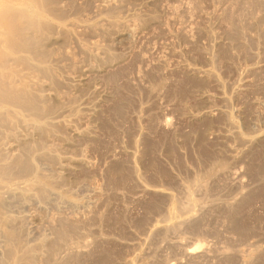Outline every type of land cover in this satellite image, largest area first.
<instances>
[{
  "label": "rangeland",
  "instance_id": "1",
  "mask_svg": "<svg viewBox=\"0 0 264 264\" xmlns=\"http://www.w3.org/2000/svg\"><path fill=\"white\" fill-rule=\"evenodd\" d=\"M1 19L32 68L24 103L0 96V264H264V0H0Z\"/></svg>",
  "mask_w": 264,
  "mask_h": 264
},
{
  "label": "bare ground",
  "instance_id": "2",
  "mask_svg": "<svg viewBox=\"0 0 264 264\" xmlns=\"http://www.w3.org/2000/svg\"><path fill=\"white\" fill-rule=\"evenodd\" d=\"M38 2H40V1H38ZM42 7V6H41ZM12 8H13V6H12ZM11 8V9H12ZM15 8V7H14ZM18 9V8H17ZM20 10V9H19ZM42 10V9H41ZM17 13V12H16ZM15 13V14H16ZM39 13V12H38ZM10 14H11V11H10ZM13 15V14H12ZM12 15H11V17H12ZM22 15V14H21ZM39 16L41 15V13L40 14H38ZM4 16H5V14H4ZM17 16V15H16ZM19 16V15H18ZM10 17V16H9ZM13 17H14V15H13ZM13 17L11 18V20H10V18H9V20L10 21H12V19H13ZM4 18V17H3ZM8 18V17H7ZM6 18V19H7ZM25 18H26V16H25ZM24 18V19H25ZM26 19H31V18H26ZM39 20V19H38ZM1 21H3L2 19L0 20V22ZM10 21H9V23L8 24H10ZM17 21V20H16ZM28 21H30V20H28ZM31 21H32V19H31ZM34 21V20H33ZM41 23V25H39V27L41 26L42 27V20H39ZM39 21H37L36 20V22L35 23H39ZM45 21V20H44ZM18 22V21H17ZM16 22V23H17ZM24 22H27L26 20H24ZM15 23V22H14ZM20 23V22H19ZM19 23H17V24H19ZM28 23V22H27ZM46 23H48V22H46ZM46 23H44V24H46ZM3 24V23H2ZM22 24V23H21ZM53 24V23H52ZM0 25H1V23H0ZM34 25H36V24H34ZM47 25V24H46ZM45 25V26H46ZM4 26V25H3ZM10 26V25H9ZM38 25H36L35 27H37ZM54 26V25H53ZM14 27H16V26H14ZM13 27V28H14ZM19 27V26H18ZM38 29V28H37ZM39 29H41V28H39ZM44 29V28H43ZM51 29V28H50ZM53 29H55V28H53ZM14 30V29H13ZM35 30H36V28H35ZM40 31V30H39ZM38 31V32H39ZM11 32V31H10ZM14 33L15 32H18V31H13ZM21 32V31H20ZM14 33H13V35H14ZM11 34H12V32H11ZM10 33H9V36L11 35ZM22 34H25V33H22ZM22 34H21V36H22ZM30 34V33H29ZM32 34V33H31ZM3 35V34H2ZM20 35V34H19ZM26 36H27V34H25ZM24 35V36H25ZM5 36V35H4ZM14 36H16V35H14ZM14 36H13V39H15V40H17L18 39V37L17 38H14ZM24 36H22V37H24ZM26 36L24 37V39L23 40H25V38H26ZM2 37V36H1ZM30 37H33V36H29V38ZM37 37V36H36ZM3 38V37H2ZM5 38V37H4ZM4 38L3 39H1V40H4ZM11 38H12V35H11V37L10 38H8V39H10L11 40ZM20 38V39H21ZM6 39V38H5ZM33 39H35V38H33ZM39 39V38H38ZM10 40H7L8 42H7V44H9V42L11 43V46L9 47V46H7V45H4V46H7L6 48H11V50H10V52H13V53H15V51H17V49H19V48H28V47H25L26 46V44L25 45H22L21 43L19 44V43H15V40L13 41L15 44H12V40L10 41ZM23 40H21V41H23ZM19 41V40H18ZM17 41V42H18ZM28 41V40H27ZM1 42V41H0ZM26 42V41H25ZM36 42V41H35ZM37 44V43H36ZM30 45V44H29ZM3 46V43L2 44H0V68H3V70L1 69L0 70V96L2 95V94H6L7 95V92H11V93H13L14 95L15 94H20V92H24L25 94H26V92H27V90H28V88H27V90H26V83H24L25 84V86L24 85H22L20 82H19V84H18V82H17V78H18V80H23L24 81V76L25 75H22V73H23V71H22V73H21V71H19L18 69H17V65L18 66H21L22 64V66L25 68V67H27L28 69L29 68H32V67H30V64L28 63V60H30V59H25V57L24 58H13V56H12V54L10 53V52H8V51H5L4 50V47H2ZM22 46V47H21ZM36 46V45H35ZM39 46V45H38ZM37 48V47H36ZM24 50V49H23ZM30 50V49H29ZM19 51V50H18ZM35 51V50H34ZM20 52V51H19ZM21 52H22V50H21ZM20 52V53H21ZM25 52V51H24ZM33 52V51H32ZM38 52V51H37ZM17 53V52H16ZM26 53V52H25ZM29 53H31V52H29ZM41 53V52H40ZM39 52H38V55L40 54ZM31 54H33V56H35L34 54L35 53H31ZM15 55V54H14ZM41 55V54H40ZM36 57V56H35ZM12 58H13V61H12ZM44 58V57H43ZM33 59V58H32ZM31 59V60H32ZM40 59V58H39ZM9 60H10V63L11 62H13V63H11V64H9ZM34 62V61H33ZM21 66V67H22ZM37 66V65H36ZM23 68V69H24ZM34 68V67H33ZM41 68V67H40ZM35 69V68H34ZM35 70H37V68L35 69ZM26 71V70H25ZM29 73V72H28ZM31 73V72H30ZM24 74V73H23ZM29 75V74H28ZM26 77V76H25ZM26 79V78H25ZM26 80H28V79H26ZM39 80V79H38ZM31 81V80H30ZM27 82V81H26ZM24 86L23 88H22V86ZM32 85V84H31ZM27 87H28V85H27ZM30 88V87H29ZM36 89V88H35ZM25 90H26V92H25ZM31 91H32V89H31ZM29 92V91H28ZM27 92V93H28ZM38 92V91H37ZM30 94V93H29ZM21 96L20 97H22L23 99H19L20 101H22V100H24V97L22 96V94H20ZM38 95V94H37ZM33 96V95H32ZM35 96V95H34ZM2 97V96H1ZM4 97H5V95H4ZM18 97V96H17ZM10 98V97H9ZM27 98H28V96H27ZM6 99V98H5ZM15 99H17V98H15ZM17 99V100H18ZM35 99V98H34ZM0 100H1V98H0ZM36 100V99H35ZM2 101V100H1ZM25 101V100H24ZM38 101V100H37ZM7 102V101H6ZM23 102V101H22ZM28 102V101H27ZM24 103V102H23ZM32 103V102H31ZM30 103V104H31ZM13 104V103H12ZM28 104V103H27ZM29 104V105H30ZM34 105V104H33ZM15 105H13V107H14ZM17 107V109L20 107H18V106H16ZM16 107H14V108H16ZM28 107V106H27ZM16 109V110H17ZM31 109V108H30ZM4 112V111H3ZM3 112H0V113H2L3 114ZM10 112V111H9ZM12 112V111H11ZM10 112V113H11ZM5 114H8V110H7V112H5ZM1 115V114H0ZM11 115H12V113H11ZM11 115H7V116H9V117H6V118H8V119H10V121H11ZM4 116V115H3ZM4 117V118H5ZM2 120V119H1ZM6 120V119H5ZM5 120L3 119L2 121H4L5 122ZM8 123V122H7ZM7 123H6V127L8 126L7 125ZM1 124H5V123H3V122H1ZM1 124H0V126H1ZM5 126H3V127H5ZM15 126V125H14ZM20 126V125H19ZM3 127H1V128H3ZM11 127H12V125H11ZM16 127H17V125H16ZM6 129H8V127L6 128ZM2 132V131H1ZM0 132V133H1ZM3 133V132H2ZM9 135V134H8ZM1 137V136H0ZM15 139H17V138H15ZM18 140V139H17ZM29 140V139H28ZM5 142H7V141H5ZM15 142V141H14ZM2 144H4V143H2ZM27 144H30V143H28L27 142ZM26 147V146H25ZM27 148H28V146H27ZM1 152V151H0ZM5 152V151H4ZM2 155H3V153H2ZM8 155V154H7ZM7 168V167H6Z\"/></svg>",
  "mask_w": 264,
  "mask_h": 264
}]
</instances>
